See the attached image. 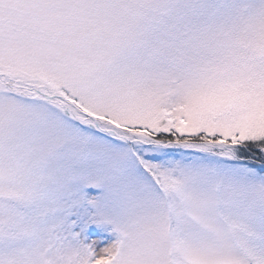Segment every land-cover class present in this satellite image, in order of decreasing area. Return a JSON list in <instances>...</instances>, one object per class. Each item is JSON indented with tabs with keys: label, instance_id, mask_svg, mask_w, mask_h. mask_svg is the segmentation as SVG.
Listing matches in <instances>:
<instances>
[{
	"label": "snow or ice",
	"instance_id": "1",
	"mask_svg": "<svg viewBox=\"0 0 264 264\" xmlns=\"http://www.w3.org/2000/svg\"><path fill=\"white\" fill-rule=\"evenodd\" d=\"M0 264H264V0H0Z\"/></svg>",
	"mask_w": 264,
	"mask_h": 264
}]
</instances>
